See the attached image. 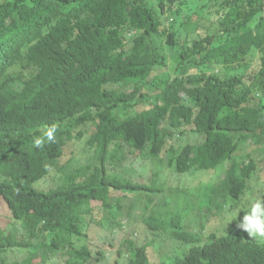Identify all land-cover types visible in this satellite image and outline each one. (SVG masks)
Masks as SVG:
<instances>
[{"label": "trees", "instance_id": "trees-1", "mask_svg": "<svg viewBox=\"0 0 264 264\" xmlns=\"http://www.w3.org/2000/svg\"><path fill=\"white\" fill-rule=\"evenodd\" d=\"M51 125L55 142L36 148ZM188 126L203 140L175 151ZM86 136V162L67 158ZM248 143L264 144V0H0V264H99L92 201L120 224L148 186L121 172L128 153L167 150L178 172L229 161L219 186L237 202L258 169L237 156ZM228 230L161 231L184 254L155 264H264V242ZM128 250L127 264H152L147 242Z\"/></svg>", "mask_w": 264, "mask_h": 264}, {"label": "rangeland", "instance_id": "rangeland-1", "mask_svg": "<svg viewBox=\"0 0 264 264\" xmlns=\"http://www.w3.org/2000/svg\"><path fill=\"white\" fill-rule=\"evenodd\" d=\"M175 132L176 134L178 133L177 130ZM86 138L87 136L83 141L70 144L68 152L71 155L68 154L67 158L71 157L70 159H72L78 157L82 159L81 163L84 164L86 162V158L92 152L85 145ZM202 139L199 134L195 133L188 126L180 138H171L169 143L174 144L178 150L185 142L195 144L202 141ZM248 144V146H244V149L237 156H246L250 153L251 157L258 164V169L248 180L247 188L242 198L233 206L228 201L227 207L224 209L221 208L218 211L212 205L206 204L204 206L206 208L200 212L202 204L208 203L209 201H214L218 205L216 199L219 197L221 188L216 193L214 187L217 185L216 180L226 175L227 167H224V164L218 167V173L210 169L198 170L195 173L180 174L176 171L175 166L166 164L168 162L166 159L167 153L164 154L162 159L152 158V160H148L144 155L138 156L137 154H126L125 152L126 158L122 161L121 172L130 178L135 173L139 179L145 180L148 186L143 188L142 192L144 195L139 196L138 199H128L122 203L123 209H119L118 220L121 224L122 221L126 220L125 227L113 219H107L108 214L104 216L100 212L101 210L103 211L102 208L98 210L97 214L92 216L94 228L89 233L87 241L93 246L95 251L102 250L105 257L101 261V264H115L119 252H122L119 257V262L125 264L128 261V257L124 256V253L127 252L126 244L129 239L137 244L151 242L153 240L159 242L161 238L164 240V243H155L150 247V260L152 264L162 260L166 255H173L174 253H182L184 251L183 244L175 242L169 235L161 236V231H173L175 229L185 230L189 234H195L192 231L198 232L201 226H203L202 224L207 223V231L200 232L201 238L206 239L208 232L215 230L218 236L228 234V228L230 226L228 224L230 222L232 225V223H236L237 219H242L245 210L250 208L251 204L256 200H264V148L251 143ZM255 148L257 149L256 151ZM187 174H190V176H185ZM153 181L162 183L163 187H150ZM58 182L59 179L53 175L46 177L37 185L40 188L48 189L49 187L55 186ZM114 202H117V200H114ZM221 202L224 201L221 200ZM169 209L174 210L171 212ZM8 211L5 201L0 197L1 223L8 221ZM195 211H198V213L194 215L193 212ZM176 214L181 216L180 222L175 220ZM187 216H189L187 220L189 227H187L184 221ZM146 220L153 221L159 227L157 229H154L153 226L148 227L145 223ZM174 226H177V228ZM140 227H144L142 229L150 237H147L145 233L138 235L137 231ZM248 239L264 242L250 238L249 235ZM189 247L190 245H188V249Z\"/></svg>", "mask_w": 264, "mask_h": 264}, {"label": "clouds", "instance_id": "clouds-1", "mask_svg": "<svg viewBox=\"0 0 264 264\" xmlns=\"http://www.w3.org/2000/svg\"><path fill=\"white\" fill-rule=\"evenodd\" d=\"M57 132V127L55 126V125H51V126H49V127H47L45 130H44V132H43V134H42V136H39V137H36L35 139H34V146L36 147V148H40V147H42L46 142H48V143H54L55 142V140H56V136H55V133ZM196 133V132H195ZM183 134H180V133H175L174 135H173V137H170L169 138V142H170V139L171 138H180L181 136H182ZM202 138H203V135H202ZM203 140V139H202ZM186 143V142H185ZM185 143H184V145H185ZM189 143V142H188ZM188 143H186V144H188ZM170 144V143H169ZM192 144V143H191ZM195 144H198V143H195ZM251 144H253V143H251ZM183 145V146H184ZM254 145L255 146H261L262 148H264V144H255L254 143ZM170 146H173V147H175L174 146V144H170ZM182 147V146H181ZM181 147H180V149H178L177 150V148L175 147V151H180L181 150ZM257 149L255 148V151H256ZM253 151V150H252ZM165 153H167V157H166V159H168L169 158V152L166 150V151H164L163 153H162V155H161V157H159L158 159H160V158H163V156H164V154ZM247 155H249V157L253 160V161H255L252 157H251V155H250V153H248ZM256 162V161H255ZM222 164H224V167H227V170H226V175H225V177H221V178H219V179H217L216 180V182H217V185L214 187V191L216 192V193H218V191H219V189H220V186H219V184L226 178V176H227V173H228V168H229V166L231 165L230 164V162L229 161H224L223 163H221V164H219L217 167H215V168H211L214 172L216 171V173H218V167L220 166V165H222ZM229 164V165H228ZM210 170V169H209ZM177 171V170H176ZM198 171V170H197ZM178 172V171H177ZM196 171H191V172H178V173H180V174H185V173H195ZM185 176H190V174H187V175H185ZM45 179V178H44ZM132 179L134 180V181H139V182H141V183H143V184H146V185H148L147 184V182L145 181V180H143V179H139L138 178V176L136 175V174H134L133 176H132ZM154 182L155 181H153L151 184H152V186H153V184H154ZM156 183V182H155ZM38 186V185H37ZM155 187H157V188H160V187H163V184L162 183H156V186ZM157 194H161V193H157ZM153 195H155V194H153ZM152 195V196H153ZM152 196H151V199H152ZM117 196L116 197H114L112 200H111V202H114V200H117ZM139 198V195H134L133 197H129V198H127L125 201H127L128 199H138ZM221 200H223L224 202H221ZM216 201H217V203H218V205L216 204V203H214V201H209L208 203H205V204H202V207H201V211L200 212H202L203 210H204V208H206V207H204V206H206V204H210V205H212L213 207H215V209H216V211H218V210H220L221 208L222 209H224V208H226L227 207V202L229 201L230 203H231V206H233L234 204H236L237 202H236V200L235 201H233L232 200V197L230 196V195H228V194H226L225 193V191L223 190V189H221V191H220V194H219V197H218V199H216ZM101 202H99V201H92V206L93 207H97L98 209H100L101 207H102V205L100 204ZM131 208H132V205H131ZM171 212H173V210L174 209H169ZM196 213H198V211H195V212H193V214L195 215ZM208 217V216H207ZM189 219V216H187V217H185V219H184V221H185V223L187 222V220ZM126 223H127V221L126 220H124V221H122V224L120 223V225L121 226H123V227H125L126 226ZM205 224H207V223H205ZM208 225V224H207ZM235 226L236 227V229H237V227H238V229L240 228V229H242L243 231H245L248 235H249V237L250 238H255V239H257V240H261V241H264V200H256L255 202H253L252 204H251V206H250V208H248V209H246L245 210V214L243 215V218L242 219H237L236 220V223H232V225H231V222L228 224V226ZM237 225V226H236ZM189 227V226H188ZM93 228H94V221H93V223H92V226L90 227V232L93 230ZM189 229V228H188ZM89 232V233H90ZM193 233H195V234H199L198 232H194V231H192ZM200 235V234H199ZM89 236V235H88ZM172 239V238H171ZM204 239V238H203ZM172 240H174L175 242H177V243H180L179 241H177L176 239H172ZM129 241V240H128ZM258 242V241H257ZM88 245H89V247L92 249V252H94L95 254L96 253H98V252H102V250H97V251H95L94 249H93V246L89 243V242H86ZM155 243H157V244H162V243H164V240H160L159 242H156V241H151V242H147V245H148V249H149V251H150V247L153 245V244H155ZM129 244V243H128ZM143 244H145V242L144 243H141V244H137V243H135V245L136 246H140V245H143ZM181 244H183V243H181ZM126 247H127V244H126ZM184 253V251L182 252V253H174L173 255H166L165 256V258H166V261L167 260H177L178 258L179 259H181L182 257H180L182 254ZM104 255V254H103ZM22 256H26V253L24 254V255H22ZM105 256V255H104ZM124 256H127L128 257V261H130V259H131V252L128 250L127 252H125L124 253ZM150 256H151V252H150ZM120 257V255L118 254V258ZM117 258V259H118ZM117 259H116V263L115 264H121L119 261H117ZM103 260V259H102ZM101 260V261H102ZM101 261L99 262V264H101ZM127 261V262H128ZM151 261V260H150ZM160 261H164L163 259L162 260H160ZM127 262L125 263V264H127Z\"/></svg>", "mask_w": 264, "mask_h": 264}]
</instances>
